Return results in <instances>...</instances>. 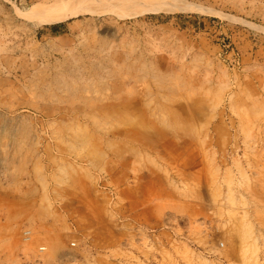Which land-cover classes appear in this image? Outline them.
<instances>
[{"label":"rangeland","instance_id":"obj_1","mask_svg":"<svg viewBox=\"0 0 264 264\" xmlns=\"http://www.w3.org/2000/svg\"><path fill=\"white\" fill-rule=\"evenodd\" d=\"M44 1L0 0V264H264V0Z\"/></svg>","mask_w":264,"mask_h":264},{"label":"bare ground","instance_id":"obj_2","mask_svg":"<svg viewBox=\"0 0 264 264\" xmlns=\"http://www.w3.org/2000/svg\"><path fill=\"white\" fill-rule=\"evenodd\" d=\"M101 1H104V0H48V1H44V2L40 3L38 5V9L40 10L39 12L42 11L45 13V11H51L52 12V10H54V9L58 10L59 6L61 8L62 5H71V4L92 5L94 3H100ZM154 1H156V2L152 5H147L145 8L140 9V10L133 9V11H131L132 13H126V14L134 15V14L141 13L142 11L143 12H152V13H155V12H177V11H182V10H187V9L192 10L191 8H194V7L190 8L187 6H183L181 4L180 5H178V4H174V5L167 4V2L165 0H154ZM33 7L35 8V6H33ZM55 11H54V13H55ZM44 13H42V14H44ZM48 14H51V13H48ZM52 14H53V12H52ZM47 19L51 20V21H57V20L59 21V20H61V17L53 14V15H48Z\"/></svg>","mask_w":264,"mask_h":264},{"label":"built area","instance_id":"obj_3","mask_svg":"<svg viewBox=\"0 0 264 264\" xmlns=\"http://www.w3.org/2000/svg\"><path fill=\"white\" fill-rule=\"evenodd\" d=\"M22 235H23V239L24 240H29L31 237V231L29 229H24L22 231ZM71 246H76V242L75 241H71L70 243ZM46 247L44 245H40L38 246V251L39 252H43L45 251Z\"/></svg>","mask_w":264,"mask_h":264},{"label":"crops","instance_id":"obj_4","mask_svg":"<svg viewBox=\"0 0 264 264\" xmlns=\"http://www.w3.org/2000/svg\"><path fill=\"white\" fill-rule=\"evenodd\" d=\"M144 198H143V196H141V200H143Z\"/></svg>","mask_w":264,"mask_h":264}]
</instances>
